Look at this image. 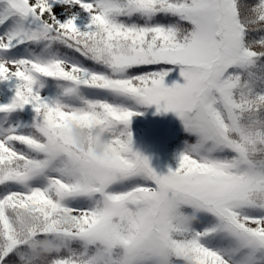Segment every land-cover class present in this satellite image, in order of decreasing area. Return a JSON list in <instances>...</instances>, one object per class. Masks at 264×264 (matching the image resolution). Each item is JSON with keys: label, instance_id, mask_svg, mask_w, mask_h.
<instances>
[{"label": "snow or ice", "instance_id": "obj_1", "mask_svg": "<svg viewBox=\"0 0 264 264\" xmlns=\"http://www.w3.org/2000/svg\"><path fill=\"white\" fill-rule=\"evenodd\" d=\"M11 81L0 113L37 119L0 123V264H264V0H0ZM151 105L196 137L166 175Z\"/></svg>", "mask_w": 264, "mask_h": 264}, {"label": "rangeland", "instance_id": "obj_2", "mask_svg": "<svg viewBox=\"0 0 264 264\" xmlns=\"http://www.w3.org/2000/svg\"><path fill=\"white\" fill-rule=\"evenodd\" d=\"M90 22L89 14L81 12L78 25L84 28ZM183 83L179 75V68L166 78V83L171 86L173 82ZM15 81L0 82V104L9 103L14 96ZM51 88L46 89L48 95ZM142 115L132 118L130 131L133 135V147L150 159L151 166L162 175H166L169 169L175 170L179 166L181 153L185 151L189 143H193L196 137L185 131L183 122L173 112H158L155 105L136 106L133 109ZM37 119L32 107L26 106L23 110L11 115L0 113V123L4 126L19 125L20 131H29L28 126ZM121 125V129H124Z\"/></svg>", "mask_w": 264, "mask_h": 264}, {"label": "clouds", "instance_id": "obj_3", "mask_svg": "<svg viewBox=\"0 0 264 264\" xmlns=\"http://www.w3.org/2000/svg\"><path fill=\"white\" fill-rule=\"evenodd\" d=\"M77 142L84 147L88 142V137L79 128L74 129ZM108 140L104 136L103 132L97 129V137L93 145V151L98 157H103L108 150ZM192 222H195V217L192 218Z\"/></svg>", "mask_w": 264, "mask_h": 264}]
</instances>
